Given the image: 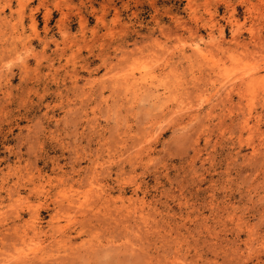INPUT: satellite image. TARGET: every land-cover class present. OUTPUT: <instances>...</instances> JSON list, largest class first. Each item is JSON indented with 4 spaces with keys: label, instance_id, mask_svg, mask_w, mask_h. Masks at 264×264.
Returning <instances> with one entry per match:
<instances>
[{
    "label": "rangeland",
    "instance_id": "1",
    "mask_svg": "<svg viewBox=\"0 0 264 264\" xmlns=\"http://www.w3.org/2000/svg\"><path fill=\"white\" fill-rule=\"evenodd\" d=\"M0 264H264V0H0Z\"/></svg>",
    "mask_w": 264,
    "mask_h": 264
},
{
    "label": "bare ground",
    "instance_id": "2",
    "mask_svg": "<svg viewBox=\"0 0 264 264\" xmlns=\"http://www.w3.org/2000/svg\"><path fill=\"white\" fill-rule=\"evenodd\" d=\"M144 85V84H143ZM137 88V87H136ZM245 128V127H244Z\"/></svg>",
    "mask_w": 264,
    "mask_h": 264
}]
</instances>
